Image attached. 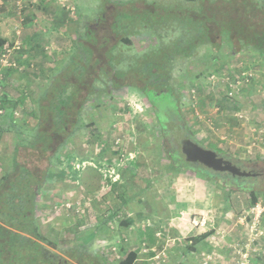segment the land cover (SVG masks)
<instances>
[{
  "label": "rangeland",
  "instance_id": "obj_1",
  "mask_svg": "<svg viewBox=\"0 0 264 264\" xmlns=\"http://www.w3.org/2000/svg\"><path fill=\"white\" fill-rule=\"evenodd\" d=\"M212 1L0 4V59L15 63L0 70V180L12 168L17 145L39 131L50 86L68 85L63 97L77 91L74 117L55 143L51 177L35 201L34 223L51 263L78 264L72 253L95 257L98 264H264V210L257 217L250 210L264 208V184L250 192L256 202L237 214L230 207L236 190L229 180L223 187L173 167L168 156L178 143H162L140 88L159 83L146 72L148 59L180 39L190 43L193 31L177 14L195 19ZM216 31L210 36L217 46L200 44L170 65L163 60L164 70L157 66L153 72L166 74L179 123L194 141L255 163L264 173V153L246 148L263 137L264 56ZM33 32L36 50L19 52ZM82 47L93 55L82 76H75L77 55L86 59ZM255 147L264 151V145ZM69 155L77 175L68 172ZM127 218L133 219L129 226Z\"/></svg>",
  "mask_w": 264,
  "mask_h": 264
},
{
  "label": "trees",
  "instance_id": "obj_2",
  "mask_svg": "<svg viewBox=\"0 0 264 264\" xmlns=\"http://www.w3.org/2000/svg\"><path fill=\"white\" fill-rule=\"evenodd\" d=\"M185 1L199 5L201 0ZM198 10L202 13L197 14L192 20H186L184 14H177L179 18L183 17L181 23H184L187 32L193 31L190 43L185 45L180 39L171 49L160 50L148 59L150 69H146V72L149 75H156L159 83L155 82L145 90L143 86L140 87L153 106V115L163 144L167 133L165 121H179L180 116L176 97L171 89L164 85L168 79L166 74L153 72L157 66L159 67V63L164 60L166 66L170 65L175 57L185 56L190 49L200 44L217 46L216 40H212L210 36L213 29L224 32L238 47L264 56V0H213L210 5L201 6ZM183 12L186 11L183 9ZM82 50L86 59L82 60V57L77 55V62L72 63L71 71L75 76H82L86 66L84 64L89 63L93 55L89 47H82ZM145 66L146 62L142 66L143 70ZM159 68L160 71L164 70ZM67 87L66 84L50 86L48 105L42 107L40 111L39 131L32 139L17 145L12 158V168L0 180V264H54L45 254L42 242L46 241L34 223V211L36 198L46 180L51 177L50 161L54 155L55 143L59 138H65L66 125L74 117L72 112L77 104V91L74 89L63 97L62 94ZM157 106L161 109L155 110ZM168 157L173 167L181 166L177 165L178 161L172 158V155ZM67 160L68 172L77 175L79 171L72 172L73 157L69 155ZM248 194L251 195L250 199L247 197ZM255 202L254 193L236 191L230 200V207L239 214ZM126 220V226L133 223L132 218ZM134 255L131 253V258H134ZM70 256L75 258L78 264H98L95 257H85L82 254L76 257L72 253ZM130 263L128 261V264Z\"/></svg>",
  "mask_w": 264,
  "mask_h": 264
},
{
  "label": "flooded vegetation",
  "instance_id": "obj_3",
  "mask_svg": "<svg viewBox=\"0 0 264 264\" xmlns=\"http://www.w3.org/2000/svg\"><path fill=\"white\" fill-rule=\"evenodd\" d=\"M144 95L146 96V94L144 93ZM147 97V96H146ZM148 99V98H147ZM153 107V106H152ZM158 109H161L160 107H156L155 110H158ZM165 126H166V129H167V133L165 135V143H168L170 142L171 143H178V149H176V153L174 152L173 154H170L172 155V158H176L178 163L177 165H180L181 166L179 168H183V169H189V170H193L197 173H201L202 175H204L205 177L209 178L210 181L212 182H216L217 184L219 185H224V186H227L226 183H225V179L226 180H229L231 182L232 185H234L233 188L234 190L236 191H248V192H255L254 190L255 189H260V186H262L264 184V173L261 172V170L259 168H256V164L255 163H252L253 165L251 164H248V163H245L243 161H237V160H234V159H231L230 157L222 154L221 152L217 151V150H213L211 148H207V147H204L203 145H200L198 142L194 141L191 137V135L188 133L185 132V129L182 127V125L179 123V121H165ZM186 141H194L195 143L199 144L200 146H202L203 148H206V149H210V150H213V151H217L216 153L225 158V159H228V160H231L232 162L235 163V165H238V169H239V172H242V173H245L244 176H239V175H233L232 173L230 172H216V171H212L210 173H205V172H202L200 169H199V166H191L185 162H183L180 158V147L182 145L183 142H186ZM223 186V187H224Z\"/></svg>",
  "mask_w": 264,
  "mask_h": 264
},
{
  "label": "water",
  "instance_id": "obj_4",
  "mask_svg": "<svg viewBox=\"0 0 264 264\" xmlns=\"http://www.w3.org/2000/svg\"><path fill=\"white\" fill-rule=\"evenodd\" d=\"M180 158L191 166H199L202 172H230L233 175L244 176L239 172L238 165L231 160L219 156L215 151L203 148L194 141L183 142L180 147ZM238 166V167H237Z\"/></svg>",
  "mask_w": 264,
  "mask_h": 264
},
{
  "label": "crops",
  "instance_id": "obj_5",
  "mask_svg": "<svg viewBox=\"0 0 264 264\" xmlns=\"http://www.w3.org/2000/svg\"><path fill=\"white\" fill-rule=\"evenodd\" d=\"M0 4H5L4 3V0H0ZM6 5V4H5ZM2 19V18H1ZM0 19V20H1ZM0 35H1V37L2 38H4L3 36L4 35H2L1 33H0ZM36 37H38V33H35V32H33V33H31V34H29L28 36H27V40H26V42H25V45H23V44H20L21 46L19 47V48H22V50H20L19 52H25V53H28V52H34V50H36V45L37 44H35L36 43ZM27 42H28V44L29 45H27ZM26 50V51H25ZM18 60V59H17ZM17 62H21L20 60H18ZM4 98V97H3ZM2 99V98H1ZM254 137H258V133L256 134V136H254ZM253 137V138H254ZM252 138V139H253ZM256 141L258 142V140L256 139ZM251 141H248L247 142V144L249 145V143H250ZM248 145L246 146V148L248 147ZM253 148H256V149H258L259 151H261V152H263L264 153V151H263V149L261 150L260 149V147H253Z\"/></svg>",
  "mask_w": 264,
  "mask_h": 264
},
{
  "label": "built area",
  "instance_id": "obj_6",
  "mask_svg": "<svg viewBox=\"0 0 264 264\" xmlns=\"http://www.w3.org/2000/svg\"><path fill=\"white\" fill-rule=\"evenodd\" d=\"M6 55L3 54L2 58H5ZM7 65V66H13L15 67V63H8L7 60L5 59H0V70L2 68V66ZM261 134L263 135V137L260 138V140L258 141V143L256 142V140H253L250 142L249 146H248V150L252 149L253 147L256 146V144H261L264 145V129L260 130ZM252 213H255V217H257L263 210V209H259L258 206H256L255 208H250Z\"/></svg>",
  "mask_w": 264,
  "mask_h": 264
}]
</instances>
